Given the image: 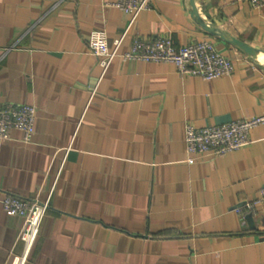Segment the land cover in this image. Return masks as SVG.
Returning <instances> with one entry per match:
<instances>
[{
	"label": "crops",
	"instance_id": "obj_1",
	"mask_svg": "<svg viewBox=\"0 0 264 264\" xmlns=\"http://www.w3.org/2000/svg\"><path fill=\"white\" fill-rule=\"evenodd\" d=\"M201 21L258 50L249 56ZM116 0H0V105L36 108L29 141L0 139V264H264V125L250 142L188 164L184 124L264 115V5L151 0L124 36L201 39L232 60L213 80L173 63L115 57L102 73L89 42L111 49L128 15ZM48 207L27 250L6 195ZM250 214V220L245 218Z\"/></svg>",
	"mask_w": 264,
	"mask_h": 264
},
{
	"label": "built area",
	"instance_id": "obj_2",
	"mask_svg": "<svg viewBox=\"0 0 264 264\" xmlns=\"http://www.w3.org/2000/svg\"><path fill=\"white\" fill-rule=\"evenodd\" d=\"M151 0H116L115 5L129 17L128 24L121 36L114 38L111 49L106 38L98 34L89 42L90 52L98 58V65L104 73L115 57L142 62L157 61L173 63L181 75L199 77L205 81L213 80L233 71L230 57L217 51L212 42L201 39L176 47L170 36H159L154 39L135 37L130 47L119 52V47L126 33L133 25L139 13L150 6ZM253 6H263L264 0H249ZM36 108L32 105H0V139L9 137L12 129L22 133V139L29 141L34 132ZM258 125H264V115H253L241 120L208 125L196 128L190 123L184 124L185 151L188 154L186 162L193 164L194 156L211 153L222 156L227 152L239 149L249 144V132ZM264 202V186L258 192L253 202L246 204L251 209L256 204ZM48 204L29 202L15 195L8 194L2 200V209L8 216L22 218V227L18 239L23 241L28 250L34 242ZM17 264H23L20 260Z\"/></svg>",
	"mask_w": 264,
	"mask_h": 264
},
{
	"label": "water",
	"instance_id": "obj_3",
	"mask_svg": "<svg viewBox=\"0 0 264 264\" xmlns=\"http://www.w3.org/2000/svg\"><path fill=\"white\" fill-rule=\"evenodd\" d=\"M191 5H192V14L198 18L199 22H201V25L205 28V30H207L208 32H210L212 34L218 35L220 38H222L226 42H229L230 44L237 46L238 48L243 50L245 53H247L251 57H255L258 54V50L253 49V48L247 46L246 44H244L243 42H241L240 40L233 38V37H230V36H227L223 32L211 27L209 24L202 22L200 17L198 16V14L196 12L193 1H191ZM250 217H251L250 214L245 215V218L247 220H250Z\"/></svg>",
	"mask_w": 264,
	"mask_h": 264
}]
</instances>
